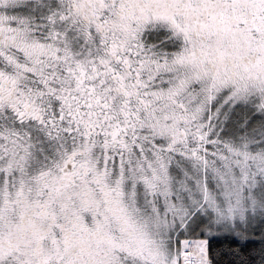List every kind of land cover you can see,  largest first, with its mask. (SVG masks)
<instances>
[{
	"label": "snow or ice",
	"instance_id": "6c2138e0",
	"mask_svg": "<svg viewBox=\"0 0 264 264\" xmlns=\"http://www.w3.org/2000/svg\"><path fill=\"white\" fill-rule=\"evenodd\" d=\"M0 264H264V0H0Z\"/></svg>",
	"mask_w": 264,
	"mask_h": 264
}]
</instances>
